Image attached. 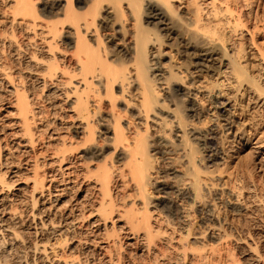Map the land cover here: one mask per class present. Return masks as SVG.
<instances>
[{
	"label": "bare ground",
	"instance_id": "obj_1",
	"mask_svg": "<svg viewBox=\"0 0 264 264\" xmlns=\"http://www.w3.org/2000/svg\"><path fill=\"white\" fill-rule=\"evenodd\" d=\"M257 3L0 0V264H123L124 238L139 256L164 264L162 246L168 259L184 254L190 212L216 214L203 229L220 230L209 234L211 255L232 237L205 201L213 184L204 176L214 170L201 154L207 149L211 161L215 148L197 125L213 121L208 135L216 126L226 136L229 107L264 100ZM252 47L261 68L249 60ZM153 190L181 194V207L163 204L176 221L159 215L163 202H153ZM238 192L230 209L239 214ZM203 254L193 252L190 264H203Z\"/></svg>",
	"mask_w": 264,
	"mask_h": 264
},
{
	"label": "rangeland",
	"instance_id": "obj_2",
	"mask_svg": "<svg viewBox=\"0 0 264 264\" xmlns=\"http://www.w3.org/2000/svg\"><path fill=\"white\" fill-rule=\"evenodd\" d=\"M256 1L258 2L256 9L259 11V15L261 16V19H262L263 18L262 14L264 16V0H255V2ZM263 22H264V18L261 22L260 21L258 22L259 32L256 30L257 34L255 37V42L257 46L260 47L264 51V23ZM254 48L257 49V47H252L251 50L250 48L248 49L249 50L248 52L250 53V54L248 53V55L250 56L253 53L252 55H254V57L251 55V57H249L251 59L249 60L252 61L254 59L253 64L257 65L258 63H260V57L258 54V49L256 51V49ZM257 66L261 68L260 65H257ZM257 66H255V68H251L252 70H255L257 68V70H255L256 74H257V71H259V67ZM251 69L250 71L252 72ZM263 71H261L262 73L261 78L263 79L262 83L264 86ZM211 78L215 79L216 76H213ZM201 85H204V84H201ZM200 89L203 90L202 88ZM117 94H119V91H117ZM122 101L123 100L121 98H118L116 109L118 112L121 113L123 124H126L127 123L126 120L129 119L130 117L124 110V103ZM262 101H264L263 98H258V100H255V101L244 100L243 101L244 103L242 102L241 105H236V107L234 106L235 107L234 109L229 107L228 111L229 113L231 112V115H232L231 120H233L234 122L231 123V127L227 125V127L229 126V129H228V134L226 136L222 135V132L220 131L221 128L220 127L216 128V126H215V133L213 134V136L208 135L207 131L210 128V125L213 124V121H211L210 123H205L203 125H197L201 127L199 128V131L203 134V137H201V139H204L207 142L208 146L212 145V147L215 148V152H214L215 155L213 156V159L211 161L207 160V156L211 154L207 152V149L201 154V155H207L204 158L205 161L204 160L203 161H204V164L208 166V170L210 169L214 170L213 175L208 174L209 176L207 175L204 176L206 182L213 184V188L211 189V191L206 193L205 195V201L208 202V204L211 207L215 208V210L218 212L219 218L222 219V221L224 222V228L226 229V232L230 231L232 233V237L230 236L228 237V239L226 237L223 239V241L221 240V242L215 246V251H212L213 255H211L210 253L211 246L213 245V243L211 242L213 240H211L212 238L210 237L209 234L211 233L215 234V232L220 231V230L211 229L210 226L209 228H206V230H203V229H204V226H208V224L210 225V223L212 222L214 223L213 219L215 218L216 214L209 217L203 213L201 214V213H196V212L195 213L190 212L191 214L187 216V221H189V224H190V230H189L190 234L185 240H183V244L185 243L186 245V246L184 245L185 252L184 254L183 252H180V251L179 253H182V254L171 253L172 259H168L167 257H168L169 251L166 246L165 247L162 246L161 249L159 248V251L160 252L164 251L167 256L164 259V262H165L164 264H167V263L168 264H190L191 262L189 258L193 254V252L194 253H198V252L204 253L203 255L206 256V257L204 256L206 260L205 259L203 260L204 261L203 264L205 263L206 264H264V105H260V106L258 105ZM203 102L204 103L202 104L201 109L204 108L207 114H212L211 108L207 104V101L206 102L203 101ZM66 106H67L66 102H61L58 108H61V110L62 109L65 110ZM61 110H59V112ZM252 115H254V117ZM255 121H256V124H254ZM195 122H198L197 119H195ZM248 122L252 123L254 127H250ZM221 123H224V121H221ZM97 130H99V128ZM67 131L69 133L72 132L71 129H67ZM240 133L242 136L240 135ZM98 140H101V139L98 138ZM42 148L43 147L41 146L37 148V152L38 154H40V157L43 155ZM163 161H164L163 163L162 161L160 163L161 165L164 164L162 165V168L165 167L166 165L165 160ZM173 165L177 169V173L181 175L182 170H183L182 166H180V164H177V163ZM162 170L163 171L160 172V176L162 174H165L164 170L166 169L164 168ZM163 179L165 182L171 183V180L169 179L168 176H164ZM242 184H243V187L246 185L247 186L253 185L255 189L252 187L254 189V190L252 189V194L255 197H253V195H250V192H248L249 190L246 191L247 188L244 189L242 187ZM238 185L241 187L240 191L237 188L235 189V186H238ZM128 190L129 189H127L126 187L125 191L127 193L125 191L123 193L121 191V193L125 195L126 201L129 202V201H132L133 199V196H132L133 193ZM237 190L239 192L242 191L239 195V197L241 198L240 199L241 203L240 201L238 203V205L241 204L239 206L242 207L241 208L242 211H240L241 213L239 212V214L238 212L231 210L232 209L231 204L234 203L235 195L238 192ZM153 194H154L153 195L154 203L157 204V203L163 202L161 205L158 206L159 215L163 216L164 218L169 217V220L171 221H176V216L175 214H173L174 211L172 212L171 211L172 209L168 207L169 204L165 205V207H163V204L164 203L167 204L169 202L168 199H170L171 202L175 203L174 205H176V203L178 202L180 204L178 207H181L183 203L184 204L186 203V201L180 197L181 194L174 195L175 193L173 194L171 193V191L169 195H166L161 192L159 193L157 192L156 194L155 190H153ZM246 195L251 196V197H249L248 199V196ZM252 197H253V200L251 199ZM226 201H228L229 203L227 202L228 203L227 204ZM224 202H225V205L223 204ZM247 205H250V207ZM246 230L249 233L250 239L248 238L249 236H247L248 233ZM259 230L262 231L261 234L257 233V232H260ZM259 235H261L263 238L260 237L261 240L259 238L258 243L255 244V240L257 239L255 237L257 236L259 237ZM236 237L237 238L242 237V241H237L236 239L235 241L234 238ZM121 242L123 244L122 250H124L123 251L124 256L122 259L123 264H152L153 263V261L152 262L148 261L147 256L145 255L139 256L138 249L134 247V245H125V242H126L125 238L122 239ZM252 242H254V244H252ZM254 245L256 248L254 251L255 256L256 257L259 256V258L256 261L254 259L256 258L255 256L253 257L247 256L248 246L253 247ZM189 248L192 250H190ZM193 263L194 262H192V264ZM194 264H197V263H194Z\"/></svg>",
	"mask_w": 264,
	"mask_h": 264
}]
</instances>
